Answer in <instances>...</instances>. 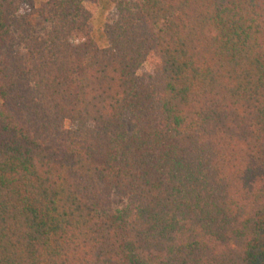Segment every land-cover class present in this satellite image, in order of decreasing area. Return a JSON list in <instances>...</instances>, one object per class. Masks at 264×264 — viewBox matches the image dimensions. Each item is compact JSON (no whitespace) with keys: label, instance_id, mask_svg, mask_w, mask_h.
I'll list each match as a JSON object with an SVG mask.
<instances>
[{"label":"trees","instance_id":"trees-1","mask_svg":"<svg viewBox=\"0 0 264 264\" xmlns=\"http://www.w3.org/2000/svg\"><path fill=\"white\" fill-rule=\"evenodd\" d=\"M84 1L0 0V264H262L264 0Z\"/></svg>","mask_w":264,"mask_h":264},{"label":"rangeland","instance_id":"rangeland-1","mask_svg":"<svg viewBox=\"0 0 264 264\" xmlns=\"http://www.w3.org/2000/svg\"><path fill=\"white\" fill-rule=\"evenodd\" d=\"M45 1V0H41ZM84 8L90 13V32L95 40L100 44V46H107V38L103 34L104 26L107 22H111L116 17V8L113 3L109 0H100L98 3H92L89 0L83 2ZM74 41H79L83 38L81 34H74L72 36ZM152 65L146 62L140 68V74L144 72H150ZM131 208L135 209L134 204H132L128 199L121 196H114L111 203V212L114 214H119L120 212H125ZM264 226L261 228L259 236V244L254 250V254H262L264 256ZM260 257V255H258ZM262 264H264V259Z\"/></svg>","mask_w":264,"mask_h":264}]
</instances>
